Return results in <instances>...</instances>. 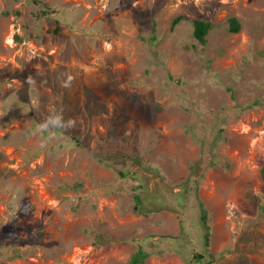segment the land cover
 I'll list each match as a JSON object with an SVG mask.
<instances>
[{
    "label": "rangeland",
    "instance_id": "1",
    "mask_svg": "<svg viewBox=\"0 0 264 264\" xmlns=\"http://www.w3.org/2000/svg\"><path fill=\"white\" fill-rule=\"evenodd\" d=\"M39 1L0 0V264H264V0Z\"/></svg>",
    "mask_w": 264,
    "mask_h": 264
},
{
    "label": "trees",
    "instance_id": "2",
    "mask_svg": "<svg viewBox=\"0 0 264 264\" xmlns=\"http://www.w3.org/2000/svg\"><path fill=\"white\" fill-rule=\"evenodd\" d=\"M37 1V3H40L39 0H35ZM180 20V17L177 16L174 21L172 22V26H174L178 21ZM215 27V23L211 20V19H207V18H194L192 20V35L193 37L196 39L197 42H199L200 44H206L209 40V36L211 34V31L214 29ZM227 29L229 30V32H239L242 29V21L241 19H239L237 16H230L228 17V21H227ZM49 31H52L54 34L56 35H60L61 34V27L59 26V24H56L53 28H50ZM154 31V29H153ZM153 38H155V34L152 36ZM223 49L220 50V53H223ZM260 101L259 100H254V102L252 103V105H257L259 104ZM62 125V127H59L61 130H66V132H69V129H66V122H61L60 123ZM72 135L74 137V139H78L77 134L72 132ZM195 167V163L194 166L192 163L189 164V174L193 175V169ZM261 173L264 176V162L262 163L261 166ZM119 175L124 176L126 174H123L122 172H119ZM64 187H69V186H64ZM196 191V190H195ZM134 197V201L135 204L133 205L135 212L137 213H141L142 211H144L145 206H144V199H142L141 195L139 192L134 193L133 195ZM198 204L201 207V221L204 225L205 228V233L203 236V247H204V252H196V254L194 255L195 259L197 260H201L203 259L206 254H208V256L210 257L211 261H214L215 259H217L218 256H223L226 253L230 252V249H224L220 252L217 251H212L210 252L209 250V246H210V236H211V231H210V222H209V214L207 212V210L203 207V202L201 199H198ZM263 209H264V204H263ZM105 235L98 233L96 235V239L94 240V244L97 246H100V243H103L106 247H107V242L106 239L104 237ZM148 256V251L145 250L142 246H138V248L131 254L128 264H141Z\"/></svg>",
    "mask_w": 264,
    "mask_h": 264
},
{
    "label": "clouds",
    "instance_id": "3",
    "mask_svg": "<svg viewBox=\"0 0 264 264\" xmlns=\"http://www.w3.org/2000/svg\"><path fill=\"white\" fill-rule=\"evenodd\" d=\"M65 86H67V85H65ZM49 123H51L54 127L56 126V124H57V122L55 121V120H52V121H50ZM40 127L41 128H47V124H44V125H40Z\"/></svg>",
    "mask_w": 264,
    "mask_h": 264
}]
</instances>
